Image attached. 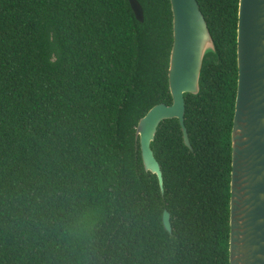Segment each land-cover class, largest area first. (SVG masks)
<instances>
[{
	"label": "trees",
	"instance_id": "trees-1",
	"mask_svg": "<svg viewBox=\"0 0 264 264\" xmlns=\"http://www.w3.org/2000/svg\"><path fill=\"white\" fill-rule=\"evenodd\" d=\"M0 0V264H230L240 0H198L216 43L185 123L145 169L139 120L173 103L171 0ZM171 216L166 229L164 213Z\"/></svg>",
	"mask_w": 264,
	"mask_h": 264
},
{
	"label": "water",
	"instance_id": "water-1",
	"mask_svg": "<svg viewBox=\"0 0 264 264\" xmlns=\"http://www.w3.org/2000/svg\"><path fill=\"white\" fill-rule=\"evenodd\" d=\"M145 21L139 0H129ZM174 43L169 84L173 103H159L137 125L145 169L159 178L161 165L152 148L160 124L179 119L185 144L192 148L185 123L186 95L199 94L206 55L216 43L198 0H171ZM238 91L232 133L230 264H264V0H240L238 22ZM164 224L172 231L171 216Z\"/></svg>",
	"mask_w": 264,
	"mask_h": 264
}]
</instances>
